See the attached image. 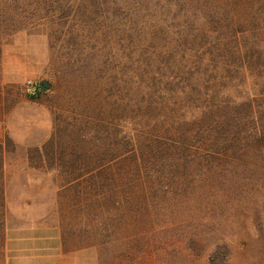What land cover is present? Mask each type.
Here are the masks:
<instances>
[{
  "label": "rangeland",
  "instance_id": "1",
  "mask_svg": "<svg viewBox=\"0 0 264 264\" xmlns=\"http://www.w3.org/2000/svg\"><path fill=\"white\" fill-rule=\"evenodd\" d=\"M234 17L229 41L200 58L193 54L184 91L173 76L166 86L157 81L159 97L186 103L144 113L139 76L148 66L141 54L162 49L150 41L160 21L143 5L0 0V264L6 228L15 222L5 192L9 176L12 210L45 206L49 219L87 229L111 264H207L223 239L232 248L230 263L247 264L251 255L264 264L262 147L230 149L231 164L144 159L141 168L138 159L156 136L198 140L214 121L242 125L248 101L264 109V0H237ZM27 80L49 88L27 96ZM8 128L21 145L42 146L18 148ZM27 179L35 183L21 182ZM206 183L220 196L206 193Z\"/></svg>",
  "mask_w": 264,
  "mask_h": 264
},
{
  "label": "trees",
  "instance_id": "2",
  "mask_svg": "<svg viewBox=\"0 0 264 264\" xmlns=\"http://www.w3.org/2000/svg\"><path fill=\"white\" fill-rule=\"evenodd\" d=\"M133 1L140 6L143 5L144 14H149L160 21L158 24L159 34L153 35L150 41L151 45H156V48L162 50L154 51L151 54H145L144 52L141 54L143 63L146 62L145 64L148 66V68L141 69L139 76L141 109L144 113L151 109L174 111L178 105L186 103L187 98L177 101L172 94L165 95V93L159 97L158 93L162 90L160 89L159 92L155 90L156 87L161 84L164 86L169 85L170 82L167 81L169 77L172 79L173 76L172 82H176L177 89H179L186 82L187 72H185V69L193 63V54L195 57L198 55V58H200L199 56L207 48L217 49L230 40L229 36L231 35L226 33L233 29L235 22L234 8L237 0ZM168 19H170V22H168ZM212 23L218 27L217 30H212ZM174 29L175 32L170 34ZM197 64L198 61L196 60L194 65ZM164 80L166 82H163ZM185 88V86H182L180 91H184ZM154 96H156V100ZM170 97L175 100L172 104ZM252 103L253 101L244 103L246 108L250 109V115L249 118L241 119L240 122L243 124L240 126L239 123L232 124V122L231 124L228 122L221 124L217 120L213 122V126L210 124L206 129H200L206 136L200 137L198 140L192 138L189 134H170L171 132H168L169 136L154 137L144 145L147 156H144L142 149L139 152L138 159L141 162V168L147 164L144 159H149L150 163L157 162L167 164V166L179 165L185 162L188 165L194 161H198V163L206 162L205 164H215L223 161L231 164L233 159L228 155L229 150L242 149L248 146L250 148L253 146L256 148L262 147L264 153V109L258 112L254 109ZM247 121L249 122L245 124ZM221 129H223L224 134L222 139H219L214 134H218ZM219 147H223V150H219ZM131 151L135 152L133 154H138L137 146L131 147ZM262 152L260 151V153ZM204 190L211 197L220 196L219 188L214 184L206 183ZM227 191L220 189L222 197L225 196L224 192ZM231 252L232 248L223 239L221 244H216L212 249L207 264H232L230 263ZM245 252L243 254L248 253ZM247 264L257 263L254 257L250 255Z\"/></svg>",
  "mask_w": 264,
  "mask_h": 264
},
{
  "label": "crops",
  "instance_id": "3",
  "mask_svg": "<svg viewBox=\"0 0 264 264\" xmlns=\"http://www.w3.org/2000/svg\"><path fill=\"white\" fill-rule=\"evenodd\" d=\"M11 113L13 114V112ZM7 137L10 141L13 140L18 144V148L22 145L24 148L31 145V147L39 149L42 146V143L38 142L21 145L25 142L16 141L11 128H8ZM43 137L46 138L47 134ZM1 138H3L2 134ZM9 164L11 163L9 162ZM24 181L35 183L34 180L31 181L30 179L21 182ZM11 183L13 182L9 176L5 192L8 213L15 217V222L10 221L6 228L4 264L112 263L111 256L101 253V249L96 246L95 241H90L87 229L82 231L70 221L57 222L49 219L45 206L36 208L22 205L12 210Z\"/></svg>",
  "mask_w": 264,
  "mask_h": 264
},
{
  "label": "built area",
  "instance_id": "4",
  "mask_svg": "<svg viewBox=\"0 0 264 264\" xmlns=\"http://www.w3.org/2000/svg\"><path fill=\"white\" fill-rule=\"evenodd\" d=\"M24 90L27 96H36L39 93V83L33 80H27L24 84Z\"/></svg>",
  "mask_w": 264,
  "mask_h": 264
},
{
  "label": "water",
  "instance_id": "5",
  "mask_svg": "<svg viewBox=\"0 0 264 264\" xmlns=\"http://www.w3.org/2000/svg\"><path fill=\"white\" fill-rule=\"evenodd\" d=\"M49 88V84L47 82H42L39 84V90L40 91H45Z\"/></svg>",
  "mask_w": 264,
  "mask_h": 264
}]
</instances>
